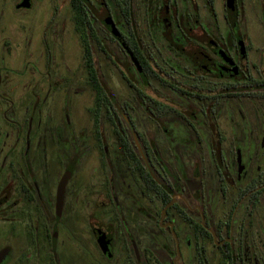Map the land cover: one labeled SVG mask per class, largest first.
<instances>
[{
    "label": "flooded vegetation",
    "instance_id": "af4514ba",
    "mask_svg": "<svg viewBox=\"0 0 264 264\" xmlns=\"http://www.w3.org/2000/svg\"><path fill=\"white\" fill-rule=\"evenodd\" d=\"M0 264H264V0H0Z\"/></svg>",
    "mask_w": 264,
    "mask_h": 264
},
{
    "label": "rangeland",
    "instance_id": "374dc122",
    "mask_svg": "<svg viewBox=\"0 0 264 264\" xmlns=\"http://www.w3.org/2000/svg\"><path fill=\"white\" fill-rule=\"evenodd\" d=\"M43 8H44V11L49 12V8H48V5L46 3L44 4V7ZM12 13H14V12L12 11V8L9 6L8 9L6 10L5 17L11 18ZM28 41H29L28 37L24 36L22 38L23 48L24 47L25 48L27 47ZM14 48H16V47H14ZM28 68H30V69H32V70L35 71V62L31 60L30 63L28 64ZM22 72H24V70H22ZM64 90L65 89L62 88V91H64ZM42 101H43L42 103L44 105H46V107H50L51 110H52V107H53V104H54V101L52 99H50V98H48V99L44 98V99H42ZM36 108H38V107H36Z\"/></svg>",
    "mask_w": 264,
    "mask_h": 264
}]
</instances>
